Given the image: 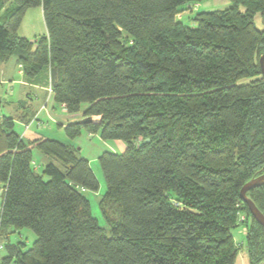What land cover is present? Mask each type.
<instances>
[{
    "label": "trees",
    "instance_id": "trees-1",
    "mask_svg": "<svg viewBox=\"0 0 264 264\" xmlns=\"http://www.w3.org/2000/svg\"><path fill=\"white\" fill-rule=\"evenodd\" d=\"M204 1L0 0V64L15 59L26 82L83 114L69 138L126 146L99 158L101 226L90 162L58 140L25 141L0 113V264H239L241 250L264 262V228L240 196L264 174V0L181 18ZM38 6L47 33L32 41L19 29ZM34 149L61 167L39 173ZM248 197L264 214V186ZM250 216L238 249L233 232ZM24 229L30 248L12 240Z\"/></svg>",
    "mask_w": 264,
    "mask_h": 264
},
{
    "label": "rangeland",
    "instance_id": "rangeland-1",
    "mask_svg": "<svg viewBox=\"0 0 264 264\" xmlns=\"http://www.w3.org/2000/svg\"><path fill=\"white\" fill-rule=\"evenodd\" d=\"M232 6L233 4L229 0H206L197 6H190V4H186V8L188 9H186L185 12L182 13L181 18L185 20L187 17L191 16L195 12L224 10ZM240 10L244 11V7L240 6ZM254 23L256 28L260 30L263 29V24L260 14H257L255 16ZM46 33L47 30L44 21L42 7L38 6L29 9L24 15L21 27L19 29V35L29 40L36 41L44 37ZM5 64H6L5 69L7 73L5 75H2V78L4 79V81L7 82L6 83L0 82V113L3 112L6 116L9 117L15 116L18 113L17 111L18 104L13 105L12 102L17 101L19 98L26 101V103L24 104L26 108L32 107V109L34 110L38 109L41 103L38 101L39 98L36 97L37 90L34 89V87H22V85L20 84L12 85L10 82L12 79H15L16 81H20L23 78L22 74H20L21 68L20 66L17 65L15 59H11L8 63ZM48 93L52 96V91L50 88L48 90ZM6 99H8V101H5ZM82 116H83L82 113L77 115L78 117L77 121L81 120ZM32 124L33 123H31L28 126L16 124L15 127L16 132L20 136L24 137L25 141H29V137L32 135V132H34V130H38V127L36 125L34 127H31ZM44 125H46L44 128H48V130L50 128L52 130V132H50L52 133L50 136L52 137L51 139L58 140L63 144L78 149L79 155L83 158H86L90 162V166L99 181L100 189L98 192L95 193L87 192L86 196L90 200L92 214L94 215V217H96L99 220L101 226H106L105 220L103 219L100 211V202L102 197L105 195L107 191V185L100 166L99 158L105 152H111V151L117 153L123 152L124 151L123 144L122 143L115 144L114 142H110V141L104 142L100 139L98 135H91L86 131H83L80 137L76 139H71L67 136L64 128L59 127L57 124L45 122ZM33 155H34L33 167L39 173H42L45 164L49 163L50 161H53L59 167H61V165L57 161L46 157L45 155L41 154L37 149H34ZM0 204H1V198H0ZM239 221L247 222V217L241 212L239 213ZM251 224L253 225V219L250 216L248 223H245V225L240 226L238 229H236L233 232V235L235 237V247L237 246L236 248L239 249L240 247L242 248L244 247L246 241L245 237L249 232L247 225L249 226ZM36 239H37L36 234L28 229H24L20 232H16L12 238L13 241L22 240L23 242L26 243L27 248L32 247ZM3 255H4V251L3 249H1L0 256ZM238 262L239 264H246L247 262L246 252L242 250L239 251Z\"/></svg>",
    "mask_w": 264,
    "mask_h": 264
},
{
    "label": "crops",
    "instance_id": "crops-1",
    "mask_svg": "<svg viewBox=\"0 0 264 264\" xmlns=\"http://www.w3.org/2000/svg\"><path fill=\"white\" fill-rule=\"evenodd\" d=\"M16 61V60H15ZM8 63V62H7ZM6 64H0V82L6 83L7 81H4L2 78V75H5L7 73L5 69ZM20 74L23 76V72L21 70ZM12 85L20 84L22 87H34V89L37 90L36 97L39 98V102L41 103L38 109L34 110L32 107L29 109L22 108V105L26 103L23 99H18L17 101L12 102V104H18L17 111L18 113L13 116L16 119V124L26 125V123L23 122V118L25 116H32V114L35 112V119L32 121V126L35 125L38 127V130H34L32 132V135L29 137V140H35L37 138L45 137V138H52L50 137L52 133V130L49 128H44L46 125H44L45 122H50L53 124H57L59 127L65 128L68 124L73 123L78 120L77 115L79 114H69L63 106H60L55 103L53 99V95L51 96L48 93L49 86H41V85H34L30 84L25 81L24 77L20 81H16L15 79H12L11 81ZM52 98V99H51ZM5 101H8L6 99ZM2 114H4L2 112ZM5 115V114H4ZM115 144L122 143L124 146V151L126 149V146L121 141H115ZM123 151V152H124Z\"/></svg>",
    "mask_w": 264,
    "mask_h": 264
},
{
    "label": "water",
    "instance_id": "water-1",
    "mask_svg": "<svg viewBox=\"0 0 264 264\" xmlns=\"http://www.w3.org/2000/svg\"><path fill=\"white\" fill-rule=\"evenodd\" d=\"M261 72L264 79V54L260 58ZM148 141V140H147ZM264 186V174L251 179L247 182L241 190V199L247 204L254 219L264 228V214L256 206V204L248 197V193L252 190ZM264 264V262L262 263Z\"/></svg>",
    "mask_w": 264,
    "mask_h": 264
},
{
    "label": "built area",
    "instance_id": "built-area-1",
    "mask_svg": "<svg viewBox=\"0 0 264 264\" xmlns=\"http://www.w3.org/2000/svg\"><path fill=\"white\" fill-rule=\"evenodd\" d=\"M64 109L66 110V108L64 107Z\"/></svg>",
    "mask_w": 264,
    "mask_h": 264
}]
</instances>
